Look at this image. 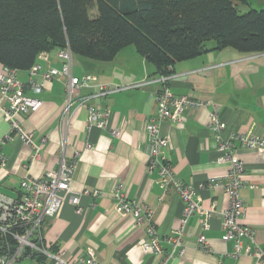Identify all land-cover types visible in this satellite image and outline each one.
Instances as JSON below:
<instances>
[{
  "label": "crops",
  "instance_id": "1",
  "mask_svg": "<svg viewBox=\"0 0 264 264\" xmlns=\"http://www.w3.org/2000/svg\"><path fill=\"white\" fill-rule=\"evenodd\" d=\"M58 51L41 52L35 62L42 68H59L63 60ZM172 70L174 76L167 81L170 90L177 95L210 99L225 123L222 137L264 133V52L211 50L176 62ZM72 74L96 78L87 79L80 88L79 97L90 99L74 111L70 109L68 125H59L66 99L65 79L53 76L45 79L40 92H26L41 101L38 109L20 117L23 127L32 132V145L14 137L0 148L7 157L5 168L0 169V193L9 197L20 195L23 178L57 170L61 160L73 168L70 186L80 194L79 203L63 201L55 215L44 220L43 242L64 257L81 259L92 252L100 264H159L164 260V264H255V259L242 251L233 255V243L221 239L220 212L227 207L228 198L221 188L209 187L206 178L226 173L231 162L221 159L215 136L208 128L211 106L183 112L179 124L169 120L159 123L160 135L168 140L165 155L173 165L174 177L194 187V198L204 209L213 205L209 228L203 231L208 249L203 251L198 246L200 216L194 213L186 219L181 246L175 253L167 256L170 245L162 242L163 251L153 254L140 247L147 238V222L137 225L133 216L121 213L111 192L120 184L128 199L148 205L161 237L180 225L183 202L171 185L160 183L156 170L148 169L146 121L156 110V93L161 85L147 82L102 96L98 93L101 84L131 86L156 77V69L134 48L126 46L110 61L73 55ZM18 76L26 81L28 72L19 70ZM88 104L109 110L105 127L88 126ZM8 130L0 115V139ZM232 142L234 153L243 162L244 185L238 196L245 211L238 221L254 230L255 243L264 248V147L243 148L236 139ZM36 149L38 155L34 157ZM84 189H99L103 194L85 195ZM249 244L247 237L241 238L242 248ZM178 249H182L180 253ZM12 264L39 263L34 257H26Z\"/></svg>",
  "mask_w": 264,
  "mask_h": 264
},
{
  "label": "built area",
  "instance_id": "2",
  "mask_svg": "<svg viewBox=\"0 0 264 264\" xmlns=\"http://www.w3.org/2000/svg\"><path fill=\"white\" fill-rule=\"evenodd\" d=\"M58 56L63 60L59 68H42L39 63L34 62L28 72V78L23 81L14 68L0 64V115L8 124V134L0 139L1 144L14 137L20 139L26 145H32V132L27 131L21 124L20 117L35 111L41 101L29 96L26 92L31 90L38 93L45 85V79L56 76L65 79L66 99L61 110L59 125H68L70 109H76L85 104L90 97H79V90L85 86L87 79H95L91 74L77 77L72 74L73 54L68 47L59 49ZM168 66V69H171ZM41 77L38 78V76ZM174 76V73L159 74L156 77H147L144 81H138L129 86H118L109 84L99 85L98 95H105L108 92L119 90L124 87H140L147 82H158L161 87L156 93L157 107L153 115L146 121V130L150 142V157L148 169L156 170L159 181L163 186L171 185L178 197L183 202L182 217L179 227L164 237L159 236L153 223V211L135 199H128L122 185L118 184L111 192L118 210L134 217V222L139 225L147 222L146 240L140 243V247L153 254L163 251L162 242L170 245L169 255L172 256L180 245L186 219L194 213L200 216L199 226L201 232L197 237L198 246L201 250L208 249V242L203 234L209 228V219L214 211L213 205L204 209L194 196L195 189L191 184H185L174 177V168L165 155L168 140L159 133V123L162 120H169L181 123L183 112L190 109L209 108L212 105L210 99H200L189 94L177 95L167 85V81ZM87 124L103 128L106 126L109 110L93 104L87 105ZM208 128L213 132L221 153V159L231 162L230 169L222 175H213L206 178L207 185L211 188H221L228 198L227 207L220 213L222 215L221 228L223 241H231L234 246L233 255L244 252L255 259V264H264V248L255 243V232L249 226L241 224L238 219L244 215L245 208L239 199L238 191L244 185L241 179L243 162L234 153L233 140L236 139L243 148H263L264 133L254 135L251 133H232L230 138L221 135L225 128L224 121L215 106L208 111ZM115 133V132H114ZM38 155V151L34 157ZM7 157L0 149V169L6 166ZM73 173L72 166L65 160H61L57 170H49L40 177H25L20 181V195L9 197L0 193V264H12L17 260L26 257L41 256L44 264H100L98 258L89 252L85 258L76 259L64 257L61 252L52 251L44 242L41 232L46 218L55 215L63 201L73 205L79 203V193L71 189L70 181ZM85 195H102L99 189H84ZM76 212L80 213L81 208L77 207ZM247 237L250 244L244 248L241 246V238ZM182 249H178L180 253ZM165 260L162 261L164 264Z\"/></svg>",
  "mask_w": 264,
  "mask_h": 264
},
{
  "label": "trees",
  "instance_id": "3",
  "mask_svg": "<svg viewBox=\"0 0 264 264\" xmlns=\"http://www.w3.org/2000/svg\"><path fill=\"white\" fill-rule=\"evenodd\" d=\"M247 0H0V64L27 70L41 52L110 61L132 46L156 73L211 50L264 52V8ZM212 41L213 44H210ZM39 264L44 258L35 256Z\"/></svg>",
  "mask_w": 264,
  "mask_h": 264
},
{
  "label": "rangeland",
  "instance_id": "4",
  "mask_svg": "<svg viewBox=\"0 0 264 264\" xmlns=\"http://www.w3.org/2000/svg\"><path fill=\"white\" fill-rule=\"evenodd\" d=\"M248 8H254V9H261L264 8V0H247L245 4H240L238 6V11L243 12L246 11ZM210 44H213L212 41H209ZM133 48L132 46H130Z\"/></svg>",
  "mask_w": 264,
  "mask_h": 264
}]
</instances>
